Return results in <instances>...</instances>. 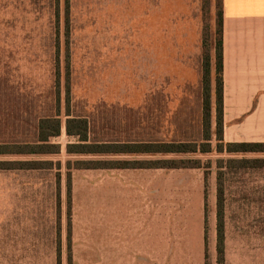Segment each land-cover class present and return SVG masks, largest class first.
Masks as SVG:
<instances>
[{"label": "rangeland", "instance_id": "obj_1", "mask_svg": "<svg viewBox=\"0 0 264 264\" xmlns=\"http://www.w3.org/2000/svg\"><path fill=\"white\" fill-rule=\"evenodd\" d=\"M221 5V0H0V142L32 140L35 119L53 113L57 69L62 121L60 135L50 141L59 153L0 156V162L38 164L36 169L0 170V264H57L59 256L61 264H100L101 208L115 204L155 211L166 243L171 239L174 251L188 240L195 261L204 243L206 264H264V162L254 164L264 154L216 152L212 74ZM205 53L211 60L210 153H66L75 142L65 134L67 106L73 117L89 120L92 140L199 144ZM223 142H243L242 117L225 118L224 105ZM160 159L198 162L201 168L76 166Z\"/></svg>", "mask_w": 264, "mask_h": 264}, {"label": "crops", "instance_id": "obj_2", "mask_svg": "<svg viewBox=\"0 0 264 264\" xmlns=\"http://www.w3.org/2000/svg\"><path fill=\"white\" fill-rule=\"evenodd\" d=\"M221 1L224 115L229 120L242 117L244 143H264V0ZM201 192L204 199V187ZM211 204L212 255L215 216ZM101 209L100 264H206L204 243V251L195 252L197 261L188 240L173 251L171 239L166 243L161 236L162 220L156 221L155 211H144L138 204Z\"/></svg>", "mask_w": 264, "mask_h": 264}, {"label": "trees", "instance_id": "obj_3", "mask_svg": "<svg viewBox=\"0 0 264 264\" xmlns=\"http://www.w3.org/2000/svg\"><path fill=\"white\" fill-rule=\"evenodd\" d=\"M56 92L54 95L55 107L51 115H45L35 119L33 130L34 136L31 141L1 143L0 156L4 155H24V154H57L59 146L51 144L50 141L60 135L62 121L60 118V72L56 70ZM213 78L215 81V131L217 141L216 152L219 154L228 153L230 155L244 154H264V143H225L223 142V58H222V10L220 20L219 40L215 49V63ZM202 140L198 144L190 141H170V142H126L118 144H107L98 140H92L93 135L91 125L85 117H73L69 114V107L66 110L64 121L65 134L74 138L75 142L66 146L68 155H90V156H187L205 154L211 152L210 141L213 133L211 132L212 119V100H211V60L205 53L202 63ZM264 160H255L254 164L262 163ZM247 160H241V164H247ZM37 163H13L0 162V170L10 169H36ZM18 166V167H17ZM77 169H99V170H151V169H200L197 162L175 160H144V161H113L111 164L104 162H79ZM219 184L217 194V253L219 260L223 257V221H222V189ZM206 242V232H205ZM60 256L57 264H61Z\"/></svg>", "mask_w": 264, "mask_h": 264}]
</instances>
